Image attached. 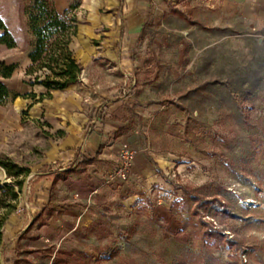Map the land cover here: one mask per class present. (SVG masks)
Segmentation results:
<instances>
[{
    "label": "rangeland",
    "instance_id": "rangeland-1",
    "mask_svg": "<svg viewBox=\"0 0 264 264\" xmlns=\"http://www.w3.org/2000/svg\"><path fill=\"white\" fill-rule=\"evenodd\" d=\"M95 1L56 0L67 45L32 33L30 0H0V61L17 64L0 81L20 95L0 104V160L30 170L0 209L6 262L264 264V0ZM57 101L59 123L30 116ZM87 140L100 162L33 184ZM0 183L19 190L1 164Z\"/></svg>",
    "mask_w": 264,
    "mask_h": 264
},
{
    "label": "trees",
    "instance_id": "trees-1",
    "mask_svg": "<svg viewBox=\"0 0 264 264\" xmlns=\"http://www.w3.org/2000/svg\"><path fill=\"white\" fill-rule=\"evenodd\" d=\"M26 11L29 17V27L32 33L41 37L45 35L49 38H53L55 35H58V38H65L63 41H58L61 44L69 45L72 36L77 35L78 27L73 25L72 22L76 21L75 19H69L65 15L61 14L57 8L55 0H30V3L26 7ZM59 40V39H58ZM61 40V39H60ZM17 68V64H7L5 61H0V77L1 78H11L14 75V72ZM20 95L14 92L10 87L3 81H0V104L6 103L10 98L16 99ZM111 102V101H110ZM101 110L106 112V104H103ZM100 153V151H99ZM98 160V155L95 157L83 156L81 157V164L83 168H86L88 164H91ZM0 164L3 165L10 177L16 181L19 186V190L16 189L13 184H4L0 183V209L11 210L14 208L13 201L19 199L20 192L23 188V179H20L21 176L27 175L30 173V170L23 168L18 164L14 163L11 159L0 160ZM75 166V163H72L70 167ZM67 171L60 166L58 169H51L43 171L37 175L36 182L42 179H50L54 183L57 182L60 178H65ZM7 221V214H0V264H2L1 257L6 253L7 247L10 242L5 241V226ZM211 234L220 235V231L214 230ZM222 236L224 234L222 233ZM228 243L236 244V240L227 239ZM56 261H54L55 263ZM200 263V257L197 258L195 264Z\"/></svg>",
    "mask_w": 264,
    "mask_h": 264
},
{
    "label": "crops",
    "instance_id": "crops-1",
    "mask_svg": "<svg viewBox=\"0 0 264 264\" xmlns=\"http://www.w3.org/2000/svg\"><path fill=\"white\" fill-rule=\"evenodd\" d=\"M91 1L92 2L90 3L89 0L88 1L87 0H84L83 6H88V8L89 7H93L94 8L95 7V4H96L95 3L96 1L95 0H91ZM127 1H132V3H136V4L139 3V2H141L140 0H121L120 6H119L121 13L123 12V8L126 5V2ZM57 8H58V5H57ZM58 10H59V8H58ZM121 16H122V14H121ZM140 23H142V22L140 21ZM135 26H136V28H138V24H135ZM125 34H126L125 33V28H124V24L122 22V23H120V36H119V38L117 40L118 53L119 54L121 53V50H122L121 48L123 46V41H124V38H125ZM121 100H122L121 97H117L115 99H107V100H104L99 105V107H98V111L99 112H102V118L107 117V114L108 113H111V108L109 107L110 104H117L119 102H122ZM56 104H57L56 108L55 107H52L50 109H47V112H45L42 107L41 108H39L37 106L36 107H32L31 109H32V114L33 115H30V116H32L33 119H36V118H40V115L43 116V114H45L47 117H50L54 122L59 123L61 121L60 117L63 116V113L61 112L62 109H63V107L61 106V102H58L57 101ZM103 104H106V108H107V111L106 112H104V111L101 110V107H102ZM113 114H115V113L113 112ZM126 132H127V128L125 126H122V127L118 128V130H117V134L118 135H121V134L126 133ZM83 143H84V145L78 144V147L76 148L75 153H74L75 155H73V152L71 151V155L75 156V158L72 160V162H69L67 166H64L63 165V161H62V162L59 163V166L58 167H50L47 170L58 169L60 166H63V168L67 171V173H66L67 175L64 178V179H66L67 176H68V174L70 173V171H72V172H78V173H83V172H85L87 170V168L90 165H93V164H96V163L100 162L102 160L101 155L103 153L104 146L101 145L98 150H94L91 147V145H90L91 142L89 140H87V141H85ZM99 151H100V153H99ZM96 155H98V160L95 161V162H93V163H91V164H88L86 168H83V165L80 163L81 162V157L88 156V157L92 158V157H95ZM72 163H75V166H73L71 168L70 165ZM47 170H45V171H47ZM37 175H36L35 181L33 183L34 185L39 184L40 182L46 181V182H49V183H53V185L55 186L60 179H63V178H60L59 180H57L56 183H54L52 180L47 179V178L42 179V180L36 182ZM5 232H6V228H5ZM5 241L6 242L11 241L10 244H9V246L7 247L6 253L1 257V261L3 260V261L6 262V261L10 260V251H9V248H10V246L12 244L15 243V240H13V238H7V235L5 233ZM6 263H8V262H6ZM2 264H3V262H2Z\"/></svg>",
    "mask_w": 264,
    "mask_h": 264
}]
</instances>
